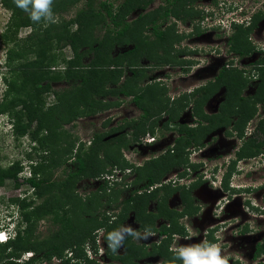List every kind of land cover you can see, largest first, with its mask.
Segmentation results:
<instances>
[{"label": "trees", "instance_id": "1", "mask_svg": "<svg viewBox=\"0 0 264 264\" xmlns=\"http://www.w3.org/2000/svg\"><path fill=\"white\" fill-rule=\"evenodd\" d=\"M0 1L11 13L6 30L1 34L7 46L8 71L4 75L7 90L0 103V116H7L13 123L15 140L28 136L30 141L36 142L34 149L39 158L36 165L30 166L29 175H25L22 160L0 167V187L7 181L19 187L23 179L24 184L35 189L30 199L11 200L21 209L23 227H19L15 238L0 243V264H44L55 260L60 261L56 264H98L88 258L86 244L91 242L96 247L95 231L106 229L108 237L112 231L122 228L132 213L140 231L150 230L168 238L154 244L150 251L126 238L124 254L118 255V249L113 252L109 248V258L121 264H137L136 260L143 257L160 256L164 258L162 264H170L173 235L185 233L178 219L194 215L196 210L191 193L184 188L180 189L183 211L171 210L168 201L176 189L157 185L172 170L194 165L187 153L190 141L135 169L123 156V149L128 148L126 135L106 139L115 129L106 133L94 131L90 145L82 144L72 156L80 138L74 136L71 129L84 117L120 107V101L110 102L109 97H135L134 101L147 114L157 107L155 100H164L159 89L142 86L141 61L147 52L151 54L160 45L169 42L173 45L181 39H177L174 26L162 31L163 25L171 17L184 21L200 17L199 13L185 14V8L197 0H165L163 5L148 12L157 0H54L55 23L43 20L34 23L28 13L16 7L14 0ZM135 12L138 16L130 20ZM263 18L264 13H261L254 17L250 26H236L231 38L232 51L241 57L255 52L250 35ZM150 27L154 28V39L147 35ZM24 30L30 32L21 38ZM126 45L133 48L114 55L117 48ZM68 48L75 57L74 65L67 63L63 53ZM87 57L91 58L85 63ZM65 65L66 69L62 70ZM256 65V93L245 99L240 114L244 128L256 116L258 104L264 105V52ZM126 69L131 70L133 76L127 77ZM55 83H63L66 87L56 90ZM249 83L243 71L222 74L218 82L200 89L202 97L195 101L198 116L203 113V105L221 86H227L229 96L235 99ZM224 119L221 116L212 121L213 127L224 125ZM108 122L103 125L107 127ZM139 128L137 141L148 131L144 126ZM261 128L264 131V120ZM209 130L205 127L202 136ZM187 138L197 139L194 131H190ZM255 143L248 141L247 145ZM247 151L244 156L253 155L252 148ZM32 155V152L28 154V159H34ZM73 158L70 166L68 163ZM62 167V174L56 177V171ZM116 168L134 169L135 180H114ZM92 181L98 184L90 195L79 194V184L85 183L89 188ZM127 192V198H123ZM154 202L156 208L150 211ZM161 218L170 221L171 228L163 225L157 229L156 223ZM42 222L49 224L45 235L38 232ZM107 244L109 246L108 239ZM26 253L33 256L23 260Z\"/></svg>", "mask_w": 264, "mask_h": 264}, {"label": "flooded vegetation", "instance_id": "2", "mask_svg": "<svg viewBox=\"0 0 264 264\" xmlns=\"http://www.w3.org/2000/svg\"><path fill=\"white\" fill-rule=\"evenodd\" d=\"M200 1L197 0L189 4L185 8V14H198L201 9L210 8L214 4L219 6V3H222L223 6L225 5L224 9L226 11H233L234 7L230 8V2L235 0ZM257 1L252 0L251 5L254 4V8L253 6L247 7L246 2L248 0H236L238 8L243 4L242 7H245L250 13L246 18L242 19L240 18L241 16L237 15V18H233V20L238 19V22H244V27L250 26L256 15L264 13V0L258 1L260 2L259 6H257ZM154 4L150 6L152 7ZM233 14L231 13L230 15ZM172 19H174V22L169 24ZM172 26L175 27L177 39L178 37L181 39L173 45H170L168 41L169 43L165 44V46L160 45L151 54L147 52L146 56L142 58V66L139 68L144 75L142 82L139 81L143 83L142 86H152L157 90L159 89L163 92L161 95L164 100H155L157 101L155 102L157 107L147 114L134 101L135 97H129L132 101V106L139 109L141 115L137 118L135 113L131 112L132 114H129L130 116L128 115V119L126 118L123 123L118 121L117 124L119 125L114 126L115 131L111 136L116 138L126 135L128 148L123 149V156L131 165H134L135 169L145 165L150 160L160 158V155L157 157L154 156V153L150 157L151 151L163 150L162 153L164 154L169 149L177 148L178 145L188 144L190 141L187 145V152H191L190 155H193L194 159L197 160L192 163L196 168L188 166L180 167V170L177 168L179 171L174 169L163 179L161 184L157 185L159 187L167 185L166 187L170 189H176L169 199L173 197V200L176 201L178 197L180 200L181 207L173 208L177 212L183 210L180 189L184 188L191 193L193 208H195L196 213L192 218L188 219L187 225H179L184 229L186 241L181 240L182 243L179 242L178 245L189 244L187 240L190 229H194L191 236L192 243L198 245L209 242L221 246L222 255L228 258L229 264H264V131L261 128L264 115L258 113V108H264V105L262 103L258 104L256 116L244 128V124L240 120V114L243 110L245 99L253 97L256 91L251 96H245L244 89L238 95V98L231 99L227 86H221L218 92L212 95L203 105V113L198 116L195 109V101L201 98L203 94L198 91L204 85L206 87L216 82L211 81L209 83L203 80L201 84H198L202 77L196 71L193 72V70L202 60L197 59V57L205 55V58H208L211 49L215 46L214 44L228 49L231 39L221 38V40L218 34L221 33L220 31L204 32L200 26L199 17L188 18L185 21L171 17L163 25L162 31H168ZM181 26L186 27L187 30H182ZM256 30L262 34L263 39L261 40L264 41V18L258 22V27L254 31ZM261 34H258V36L261 37ZM147 35L155 38L154 28L150 27ZM164 49H167V51ZM256 49L260 53L259 60L264 52V43L256 44L255 52L247 57L256 56L258 54ZM210 58L213 59V56L210 55ZM144 60L148 61L146 66L143 64ZM258 60L252 63L253 65L251 64L253 71L258 70L256 65ZM219 66L217 65L216 68L217 75L225 72L227 76L230 73L237 72V68H233L232 71L222 68L223 63L219 64ZM149 69L155 71L153 76L149 75ZM131 76H133L132 71ZM257 82L254 83L257 85ZM189 87H191L190 92L194 91L189 97L180 94V92L188 91ZM177 94L179 97H177ZM185 97L189 98L190 101ZM180 106H184V108L180 109ZM221 116L225 118V124L213 127L212 121L218 120ZM256 117H258V120L254 122ZM139 126H144L148 129L147 134L138 139L146 137L143 142L136 140L140 130ZM205 127L211 130L205 136H202V133H205ZM243 128L244 132L240 134V130ZM151 130H153L154 135ZM190 131L195 132L197 139L191 138L189 140L187 138ZM216 140L217 142H215ZM248 141L256 143L248 146ZM247 148L253 149V155L244 156ZM242 152L243 155L240 156ZM119 171L116 175L119 181L127 178L126 182H133L136 178L132 168L125 171L119 169ZM174 175H177V180L170 182ZM132 189L134 190L135 188L133 187ZM169 202L170 200L168 205ZM150 207L149 210L151 209ZM183 218L179 219L184 220ZM161 220H163V225L167 226L170 224V221L162 218L157 222ZM133 222L138 226L136 231L139 232L138 223L135 219ZM163 225L161 226L160 224L157 229L162 228ZM126 238H129L132 243L135 242L147 247L146 244L138 243L131 236ZM166 238H168L167 235L162 237L159 235L161 240L157 244H160ZM173 240L174 235L172 242ZM172 242L170 249H172ZM120 249H122V252L119 253L118 249L117 254L123 255L124 244ZM170 252L173 254L171 250ZM151 257H157L161 260L160 263L154 264H162L164 260L160 256H147L136 260V263L153 264L145 263ZM106 258L110 260V262L106 261L108 264H121L118 261L111 260L109 257Z\"/></svg>", "mask_w": 264, "mask_h": 264}, {"label": "rangeland", "instance_id": "3", "mask_svg": "<svg viewBox=\"0 0 264 264\" xmlns=\"http://www.w3.org/2000/svg\"><path fill=\"white\" fill-rule=\"evenodd\" d=\"M202 1H205V0H201L200 2H202ZM258 1H257V6H259V3H260ZM164 3H165V0H157L156 3L154 5H152V7L151 6L149 7V9L153 10V8H157L158 6L163 5ZM251 3H252V0H248V2H246L247 7H250V6L254 7V4L251 5ZM74 13H75V10L73 12H71L68 16L70 17ZM138 14H139L138 12L133 13L129 19L134 20L138 16ZM10 15H11L10 11L7 10L2 5V3L0 1V103L2 101L4 93L7 90L6 84L4 82V75L8 71L7 65H6L7 46L1 38V34L4 33V31L6 30L7 24L10 20ZM171 22H174V19H172L169 22V24H171ZM181 29L187 30V28L183 27V26H181ZM29 32H30L29 30H24L23 33L20 35V37L25 38L29 34ZM258 34H261V33L256 30L250 35V39L252 40V45L254 47L256 44L258 45L259 43L260 44L264 43V41L261 40V39H263L262 34H261V37H259ZM149 36H151V35H149ZM150 38L153 39L154 37H150ZM221 38L224 39V37L220 36V39ZM222 43H223V41H222ZM214 45L216 46V44H214ZM130 48H132V45H126L123 48H117L114 52V55H117V54L123 53L127 50H130ZM209 48H211V47H209ZM256 52H258V49H256ZM63 53L65 55V58H67V63L72 62V64L74 65L75 64V57H73V53L71 52V50L68 48L66 50H63ZM259 55H260V53L258 52V54L256 56L241 57L240 62H238V64H237V62H235V67H238L239 69H243L246 71V73L243 74L244 77L250 78V83H249L248 87L244 90L245 96H251L256 91V83H254V82L257 79L258 71H255V73H252L250 69L252 67L251 64L256 62V60H258ZM213 56H214L213 59L210 58V55L208 56V58H205L206 57L205 55L204 56L200 55L199 57H197V59L202 60V61H200V64L198 66H196L195 69L193 70V72L196 71L198 73V75L202 77V79L198 82V84H201L202 83L201 81H203V80H210V79L213 80L216 77L217 65L219 66V64H221L222 61L218 58L217 54L214 53ZM90 58L91 57L84 58V62L88 63L90 61ZM143 62H144L143 64L146 66L148 61L144 60ZM61 64L62 63H60L59 65H61ZM125 72H126L125 75L127 77L131 76V70L126 69ZM153 74H155V71H153V69H149V75L153 76ZM53 85H55L54 88L56 90L66 87V85H63V83H57V84L55 83ZM193 87H195V85H193ZM187 90L190 91L191 87H189ZM179 91H180V89H179ZM107 100L110 102L120 101L121 105L118 108H112L110 110L104 111L103 113L84 117V119L79 120L75 124V127H73L72 129L69 127L71 129V133L74 136L79 137L80 140H85V141L89 140L90 141L94 131L99 132V133H106V132H109L110 129L114 130V128H115L114 126L119 125V124H117V122L119 121V123L120 122L123 123V121L126 120L127 116L129 114H132L131 112L135 113V116H137V118H139L141 115V111L139 109L135 108L134 106H132V103H131L132 101L129 97H124V96H120L118 98L117 97H115V98L109 97ZM206 108L208 109V105L206 106ZM258 113H260L261 115H264V108L259 107ZM7 118H8L7 116H0V167H3V168L11 165L13 162H15L17 160H22V162H23L24 157L26 155V152L28 151L27 146L29 144L28 136L17 139V140H14V138L11 137V132L8 131V129L5 125ZM256 120H258V117L255 118L254 122ZM107 121H109V122H108L107 127H105L103 124H105V122H107ZM249 126L252 127L251 125H249ZM110 138H113V136H108L106 139H110ZM143 141H144V139L141 138L140 142H143ZM215 142H217V140ZM79 143H81V141H78L77 146ZM77 151H78V149L76 147V149L74 150V153H72V155L74 156V154H76ZM162 152H163V150L151 151L149 156L151 157L153 155L152 153H154V156L158 157L159 155L161 156V154H163ZM82 154H84V153L82 152ZM146 157H148V156H146ZM73 162L74 161L72 159V161L68 164L70 165ZM68 164H65L66 168H68L67 167ZM63 169L64 168L62 167L60 170L58 169L56 171V177L60 176L62 174ZM178 169L180 170V168H178ZM178 169H177V171H179ZM97 184H98V182L92 181L91 185H88L89 188H86L85 183L79 184V187H78L79 194H81L83 197L89 196L90 192H92L95 189L94 187H96ZM17 189L20 190L21 186L15 187V185L11 181H7L5 186L0 187V210L2 208L4 209V207L7 206V202L10 199H14V196H16V194H17V192H16ZM128 193L129 192L125 193L123 198H127ZM176 199H177L176 201L173 200V197L171 199H169L170 200L169 203H170L171 208H174V207L180 208L181 207L180 200L178 199V197ZM150 208H151L150 209L151 211H154L156 208V203L155 202L152 203ZM130 216H134V215L130 214ZM1 221L2 222H0V224H1L0 230L4 224L3 222H5L2 219H1ZM186 222H188V221H186ZM160 224H161V226L163 225V220L157 222L156 227H158ZM48 225L49 224L47 222H42L39 225L38 232L41 233L42 235L47 234ZM124 227H131L134 230H137V228H138V226L133 222V219L132 218L130 219V217H128V222L126 221L122 228H124ZM191 227H193V226L191 225ZM193 230L194 229H190V234H189L188 240H187V242L189 244H187V245L182 244L180 246L178 245L179 242H181V240L186 241L185 233L184 234L180 233L176 236L177 238L176 237L174 238V240L172 242V246H171L172 249L184 247V246L195 245V243H192V238H191ZM139 232L141 233V235L144 234V232H142V231H139ZM160 240L161 239H159L158 233H151V235H149L147 239H136V241L138 243L140 242V243H144V245L146 244V246H147L146 248L148 249V251L152 245L159 243ZM219 247H221V246H219ZM120 252H122V249L119 248V253ZM104 261L110 262L109 259H107V260L104 259L103 262ZM99 262H101V261H99ZM160 262H161V260L157 257H151L145 261V263H153V264L154 263H160ZM56 263L57 262L55 261L52 263H44V264H56Z\"/></svg>", "mask_w": 264, "mask_h": 264}, {"label": "clouds", "instance_id": "4", "mask_svg": "<svg viewBox=\"0 0 264 264\" xmlns=\"http://www.w3.org/2000/svg\"><path fill=\"white\" fill-rule=\"evenodd\" d=\"M235 1L230 2V8L234 7V9H232L233 11H226L224 9L225 5L223 6L222 3H219V6L214 4L210 8L201 9V11H199L198 13L200 14L199 19H200V26L202 27V30L204 32L220 31L221 33H218L220 36L224 37L225 39H228V38L231 39L234 32H235L236 26H243L244 25V22H238V19L233 20V18H237V15L241 16L240 17L241 19L246 18L250 13L249 10H246L245 7H242L243 4H242V6L239 4L240 8H238L237 2H235ZM14 3L16 5V7H18L22 11L28 13L30 19L34 23H39L42 20L45 22H48V23H55L56 22L55 21V15L53 12L54 0H14ZM231 13H234V14L230 15ZM246 21H247V19H246ZM248 26H245V27H248ZM250 41H251V39H250ZM215 47H213L211 49L210 55L213 56L214 53L218 55V58L223 63L222 68L228 69V71H232L233 68H237L238 71H243V74L246 73L245 70L239 69L238 67H235V62H237V64H238V60L241 59V56H239L234 51H232L231 42H230V46L228 49L221 48V46L220 47L215 46ZM213 58H214V56H213ZM61 68H62V70H65L66 66H62ZM250 70L252 73H255V71H253V67H251ZM224 73L225 72L221 73L220 75H216V77L213 80L210 79V80H206V81H208L209 83L211 81L217 82V79ZM257 78H258V75H257ZM255 82H257V79L255 80ZM204 87H205V85H204ZM191 93H194V91H192V92H190V91L180 92V94H184V95H186V97H189ZM177 97H179L178 94H177ZM2 116H4V115H2ZM5 125L8 129V131L11 132V137L14 138L13 123L9 120V118H7ZM142 136H145V135H142ZM145 138H143V139H145ZM80 141H81V143L78 144L77 149L83 143L87 144L88 146L91 143V140L90 141L89 140H87V141L80 140ZM34 146H37L36 142L33 143L32 141L29 140V144L27 146L28 151L26 152V155L24 157V161L22 162L23 166L25 168V171H26L25 175H29L30 169H31L30 166L36 165L37 160L39 159L38 154L35 152ZM31 152L33 153L32 156L34 157V159H28V157H27L28 154H30ZM187 153L189 155L191 163H194V161H197L194 159L193 155H190L191 152H187ZM164 154H166V152ZM75 155L76 154H74V156ZM73 161H74V158H73ZM119 172L120 171L117 168L114 170V176L113 177H115V180H117V181H119V180L116 178V175ZM25 175H23V177ZM175 180H177V175H174L170 179V182H173ZM20 184H21V189L16 190L17 194H16V196H14V199H20V200L30 199V197L33 196V194H34L35 189L33 187H31L30 185H28L27 183L24 184L23 179L20 181ZM11 200L12 199H10L7 202V206H5L4 209L2 208L0 210V222H2L1 219L3 221H5V222H3L4 224L1 228V230H5V232L9 233V235H10L9 238L6 239L2 243H7L10 240H12L13 238H15V236L17 235L19 227L20 226L23 227L22 226L21 209H20L19 205H17L16 203H13ZM169 206H170V203H169ZM171 210H175V209L171 208ZM131 215H134V214L132 213ZM129 217H130V219L131 218L133 220L135 219L134 216L129 215ZM190 217L192 218L193 215H185L183 218L184 220L178 219L179 225H182V224L187 225L188 222H186V221H188V219ZM169 225H167V227L171 228V223ZM94 235H95V240H96V247H94L91 242H88L86 244L85 249H86V253L88 255V258L90 260L96 261L98 264H108L106 261L103 262L104 259H107L106 257H109L108 256V250L109 249H107V247H109L113 252H115V251H117V249H119L120 247L123 246L126 237L131 236L134 239H147L148 236L151 235V232H150V230H146L144 232V234L141 235L140 232L132 229L131 227H124V228H120V229L112 231L111 233L108 234V237H107V230L106 229L97 230L94 232ZM177 235H178V233L174 234V238ZM106 237L108 239L109 246L107 244ZM170 250L173 252V260L170 262V264H176V261H182V264H229L228 258L226 256L222 255L221 248L217 244H214V243L204 242V243L198 244V245L184 246V247H179V248H173ZM32 256H33L32 253H26L22 259L27 260V259H30ZM55 261L57 263L60 262L58 260H55ZM99 261H101V262H99Z\"/></svg>", "mask_w": 264, "mask_h": 264}, {"label": "built area", "instance_id": "5", "mask_svg": "<svg viewBox=\"0 0 264 264\" xmlns=\"http://www.w3.org/2000/svg\"><path fill=\"white\" fill-rule=\"evenodd\" d=\"M9 233L5 232V230H0V243L4 242L9 238Z\"/></svg>", "mask_w": 264, "mask_h": 264}]
</instances>
